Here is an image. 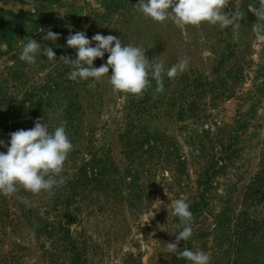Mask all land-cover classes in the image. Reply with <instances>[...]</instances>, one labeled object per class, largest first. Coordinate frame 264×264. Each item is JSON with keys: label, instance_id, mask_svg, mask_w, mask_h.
<instances>
[{"label": "trees", "instance_id": "trees-1", "mask_svg": "<svg viewBox=\"0 0 264 264\" xmlns=\"http://www.w3.org/2000/svg\"><path fill=\"white\" fill-rule=\"evenodd\" d=\"M137 3L138 0H117L106 6L104 13L87 18L93 20L92 30H98L106 28L114 15L115 22L109 35L120 38L122 44L140 47L146 52L145 56L153 42L145 38L154 34L157 52L153 62L163 63L165 69L187 59L188 67L184 72L172 79L164 76L162 92L156 91L157 83L149 77L150 85L142 95L127 94L124 99L122 93H118L117 98L121 101L115 110H111L112 98L105 84L98 86L99 102L94 104L88 91L91 81L70 80L71 66L61 59H76V50L66 44L70 34L83 31L88 38L91 35L79 28L77 19L69 22L67 29L63 26L41 29L33 38L42 44L41 53L46 46L53 48L56 56V60H48L38 55L33 64L35 67L28 66L30 75L40 68H52L42 85H28L29 78L21 73L20 68L26 63L19 59L22 48L12 56L15 66L8 68L5 77L0 78V141L7 146L10 134L32 129L38 119L41 123L44 120L51 131L55 123L52 124L45 115V110L50 109L52 114L57 115V111L62 114L73 149L61 174L64 183L54 187V194H33L17 187V191L9 196L0 195V229L9 218L14 232L26 230L28 234L57 236L53 246L61 249L57 254L65 255L62 264H87L89 251L95 245L93 236L99 232L101 222L90 225L86 221L82 231L73 229L72 225H82V213H91L90 206H95L99 215H109L103 210L104 204L98 201L99 196L112 199V203H105L109 209L124 196L136 202H151L157 193L158 172L161 173V184L168 188L175 185L180 188L182 181L187 179L184 177L188 176V157L180 153L175 139L164 133H151L141 124L155 116L159 105L166 102L170 107H177V119L183 123L190 121L192 128L184 129L190 148L188 154L195 167L193 187L187 186L189 197L185 200L192 212V235L187 241H180L178 251L183 248L203 251L201 246L210 239V245L221 248L227 245L233 251L234 258L230 257L226 264H253V261L244 263L243 254L259 255L256 264H264V255L251 246L256 238L264 245V141L250 145L243 154L245 156L241 155L246 149L243 136L251 117L257 105L264 101V55L262 63L255 66L251 88L240 91L248 79L246 72L254 63L250 55L257 17L248 11L253 0H226L225 12L230 14L233 10L240 17L236 40L234 25L221 28L202 23L194 32L190 25L183 27L194 40L190 46L184 42L180 27L170 20L155 23V29L149 28L147 22L153 21L137 10ZM48 31L58 34L59 38L43 40L42 36ZM198 49L211 50V57L197 59ZM59 80L64 86H57ZM19 95L21 99L16 102ZM207 95H210L207 106L217 111L221 103L230 99L243 104L247 99L257 97L258 102L253 103L245 115L239 110L230 124L210 123V114L203 111L202 104ZM42 105L45 106L42 108ZM104 109L108 111V118L103 121ZM206 124L209 127L204 129L202 126ZM199 126L201 129H197ZM216 146L219 151L215 150ZM256 150H259L258 163L254 164ZM0 151L6 152L7 147ZM234 160H238L236 167ZM246 162L249 166L245 170L248 175L246 185L238 188L234 183L232 190L224 195L217 194V178L231 171L239 172ZM237 175L243 181L244 173ZM215 200L217 204L214 205ZM11 206H14L13 211ZM172 222L177 228L178 218L172 215ZM179 230L177 228V232ZM175 241L176 238L172 243ZM45 254L54 257L48 252ZM166 258L161 264H189L177 253H168Z\"/></svg>", "mask_w": 264, "mask_h": 264}, {"label": "rangeland", "instance_id": "rangeland-1", "mask_svg": "<svg viewBox=\"0 0 264 264\" xmlns=\"http://www.w3.org/2000/svg\"><path fill=\"white\" fill-rule=\"evenodd\" d=\"M117 0H0V78L5 77L8 73V68H13L15 60L12 56L21 50L23 44L27 41H21L26 38H34L41 29H52L54 27L63 26L67 29V24L77 19V25L80 29L89 31V39L96 34L108 36L112 30V25L115 22V16L112 17V22L105 27H101L98 30H92L93 20L87 17L92 14L104 13V8L110 4L115 3ZM234 14V11H230V15ZM239 20L234 24L233 36L237 39L239 33ZM146 24L149 28H157V24L149 21ZM145 24V23H144ZM201 25V24H200ZM200 25L191 26V31L194 32L199 28ZM145 27V26H144ZM184 42L188 46L194 43L193 38L186 34V30L180 28ZM147 34V32L145 33ZM88 36V34H86ZM154 34L151 37H146L147 41L152 40V46L149 48V53L146 58L152 61L155 58L157 52L156 39ZM176 38H173V40ZM148 44H151L150 42ZM154 44V45H153ZM94 46V44H93ZM252 52L250 57L254 63L251 69H248L246 75L248 79L241 85L240 91H247L251 88V80L255 76L254 69L257 64L262 63L264 55V40L253 39ZM211 50L209 49H198L197 59L203 57H211ZM67 50L62 54L66 56ZM42 55V54H40ZM201 57V58H200ZM108 54L105 53L103 59L97 58L94 60L93 66L99 68L102 64H106ZM154 61V60H153ZM195 65V64H194ZM197 65V64H196ZM35 67V65H29L24 63L20 68L21 73L27 75L29 78L28 85H42L46 80V75L51 72L50 67H44L38 69L34 75H30L29 67ZM63 69V68H61ZM111 69L108 75L110 76ZM108 75L105 74L98 82H90L88 91L89 97L92 99L94 104H98V86L107 85V92L112 98L110 108L115 110L121 99L118 100V93H114L112 86L109 82ZM33 77V78H31ZM58 87L64 86L62 80L58 81ZM40 95V94H38ZM42 95H45L44 93ZM127 94L122 93V96ZM126 97H124L125 99ZM21 99V96L16 97V102ZM247 99V98H246ZM210 100V95L204 96L202 100L203 111L210 114L209 122L214 121L232 123L233 119L240 110L244 115L248 113L253 103L258 102V98L254 97L251 100L247 99L243 104H239L236 100L230 99L224 101L220 105V109L212 110L207 106ZM45 105H42L43 108ZM56 107V106H55ZM48 115V119L55 126L52 128L53 131L57 126L63 122V116L57 111V115L52 114L50 109L45 110ZM102 113L103 121L108 117L106 111ZM177 107H170L168 103L164 102L159 105L155 116L148 117L143 120L141 124L151 133H164L172 138L179 145L180 153L186 154L188 157L187 171L188 176L186 180L182 181V186L179 188L177 185L171 186L170 188L164 187L160 182L161 173H157V193L151 202H136L128 196H124L123 199H119L113 204V208L109 209L105 203L107 201L112 203V199L108 200L99 196L98 201L103 203V210L107 214H98L95 206H90L92 211L87 214L82 213V225L74 224L73 229L82 231L86 221L89 224H94L97 221L100 223V230L93 236L95 245L89 251V257L87 264H161L168 255L167 244L172 243L176 238L177 232L176 225L172 222V203L176 199L186 200L189 196V187H193L192 182L195 180L194 169L195 167L191 163L190 148L187 145V130L191 129V122L186 123L180 122L177 117ZM251 122L243 136V147L246 149L242 152L246 154L247 147L262 143L264 141V101L257 105L254 115L251 117ZM56 119V120H55ZM202 126L204 129L209 127ZM196 129V128H195ZM197 129H201L199 126ZM216 151L219 148L216 146ZM259 150H256L254 154L253 163H258ZM235 167L238 165V160L233 161ZM248 162V161H247ZM247 162L243 164L242 169L237 171H231L226 176H220L217 178L219 186L217 194L224 195L228 191L232 190V184L236 183L237 187H243L248 181V175L245 171L249 166ZM244 173L243 181H240L237 174ZM169 177V175H167ZM239 182V184L237 183ZM241 182V183H240ZM188 186V188H187ZM159 201V202H157ZM217 204L215 200L214 205ZM10 210H14V206L10 207ZM116 213V215H114ZM7 223L3 224L0 229V264H62L65 255L57 254L58 249L53 246L54 240L58 237H48L46 234L27 233L26 230H19L14 232L12 230L11 219L6 220ZM87 231V235L90 233ZM95 231V230H94ZM223 235V233H222ZM210 240V239H209ZM209 240H205V244L201 246L202 250L209 256V264H226L229 258H234L233 251L229 246L225 245L222 248L212 246ZM209 243V244H208ZM206 246L204 248L203 246ZM251 246L257 248L261 255H264V245L258 240L254 239ZM45 252L54 256L46 255ZM229 252V253H228ZM228 254V255H227ZM243 262L256 261L259 259L253 255L243 254ZM231 258V259H232ZM58 259V261H57ZM248 263V262H247Z\"/></svg>", "mask_w": 264, "mask_h": 264}, {"label": "clouds", "instance_id": "clouds-1", "mask_svg": "<svg viewBox=\"0 0 264 264\" xmlns=\"http://www.w3.org/2000/svg\"><path fill=\"white\" fill-rule=\"evenodd\" d=\"M226 0H138L137 10L154 23L172 21L183 28L188 25L197 26L202 23L219 25L221 28L232 26L238 22V13L225 12ZM259 5L257 8L256 5ZM257 17L253 30L258 40H264V0H253L249 7ZM58 34L51 31L42 36L43 40L56 41ZM19 59L27 64H34L37 56L42 54L48 60H56L53 48L43 46L35 39L26 38ZM68 48L76 50V59L61 58L70 66L68 78L73 81L98 82L105 74L114 93H124L140 96L150 85V79L157 83V92L163 91V78H175L188 67V60L181 59L169 69L163 63H154L145 56L140 47L122 44L121 39L108 35L96 34L89 39L85 32L77 31L70 34L66 40ZM94 44V46H93ZM108 54L106 64L99 68L93 66L94 60L103 59ZM43 119V118H42ZM7 147V151H0V195L9 196L23 187L33 194L46 192L54 194V187L64 183L63 172L65 161L73 149V145L66 133L64 122L53 131L41 120L29 130H18L10 134L6 146L0 141V148ZM159 202V201H157ZM172 215L178 218L176 241L168 243L167 252L177 253L178 257L186 258L189 264H209V256L204 251H192L183 248L178 251L180 241H187L192 235V212L190 205L183 199H176L172 203Z\"/></svg>", "mask_w": 264, "mask_h": 264}]
</instances>
